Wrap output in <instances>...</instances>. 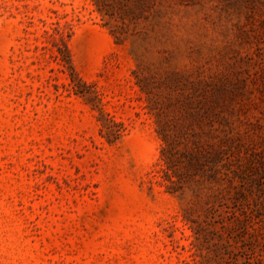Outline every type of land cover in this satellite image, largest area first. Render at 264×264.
I'll use <instances>...</instances> for the list:
<instances>
[{
	"label": "rangeland",
	"instance_id": "rangeland-1",
	"mask_svg": "<svg viewBox=\"0 0 264 264\" xmlns=\"http://www.w3.org/2000/svg\"><path fill=\"white\" fill-rule=\"evenodd\" d=\"M135 1L0 0V264H264V0Z\"/></svg>",
	"mask_w": 264,
	"mask_h": 264
},
{
	"label": "trees",
	"instance_id": "trees-1",
	"mask_svg": "<svg viewBox=\"0 0 264 264\" xmlns=\"http://www.w3.org/2000/svg\"><path fill=\"white\" fill-rule=\"evenodd\" d=\"M135 4L136 7L131 11L133 16H139L140 9H142L143 6V0H136ZM220 161V152L216 151L209 155V157H206L204 154L192 150L188 153L187 161L184 164L185 172L187 174L186 176L194 175L198 170L202 169L204 165H208L209 163L211 164L210 170H213Z\"/></svg>",
	"mask_w": 264,
	"mask_h": 264
}]
</instances>
